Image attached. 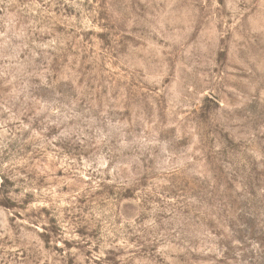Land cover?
I'll use <instances>...</instances> for the list:
<instances>
[{
	"label": "rangeland",
	"instance_id": "rangeland-1",
	"mask_svg": "<svg viewBox=\"0 0 264 264\" xmlns=\"http://www.w3.org/2000/svg\"><path fill=\"white\" fill-rule=\"evenodd\" d=\"M0 264H264V0H0Z\"/></svg>",
	"mask_w": 264,
	"mask_h": 264
}]
</instances>
